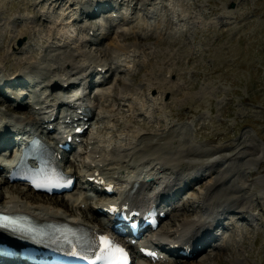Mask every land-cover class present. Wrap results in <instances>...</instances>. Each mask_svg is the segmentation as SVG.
Instances as JSON below:
<instances>
[{"label":"rangeland","instance_id":"1","mask_svg":"<svg viewBox=\"0 0 264 264\" xmlns=\"http://www.w3.org/2000/svg\"><path fill=\"white\" fill-rule=\"evenodd\" d=\"M72 1L74 0H0V80L1 77H14L16 74L21 79L25 75L21 77L20 73L29 71L26 66L32 63L35 65L30 74L38 75L37 81L44 77L41 81L47 83L50 78L58 77L47 78L44 72L50 73L60 65L61 69L65 68L67 73L70 72L66 76H73L72 73L76 70L88 67L80 64L81 62L88 63L96 58L104 60V57L116 53L111 44L116 39L130 48H134L133 41L136 46L141 41L147 51L137 64L130 63L136 71L121 72L123 78L119 82H115V85L105 84L100 100L95 105L96 111H105V115L101 122L94 120L91 130L98 136L100 147L111 151L109 156L113 153L114 157L120 159L119 163L112 165L116 167L111 166L108 172L116 176L123 174L122 179L125 178L123 182L126 183L136 175L159 176L160 180L157 178L159 181L156 183H162L163 186L169 177L171 180L177 178L179 182L187 180L188 190L177 197L170 210L173 214L165 218L161 225L163 232L175 229V223L179 222L174 212H184L182 216L190 214L193 218L197 214L196 218H199L198 213L206 211V203H199L197 197L206 199L207 187H211V197L216 194L215 199L220 192V200L244 194L246 201L255 203L251 208V216L245 218L240 212L248 203L230 209L231 212L225 214V223L219 224L217 230L222 231V234L215 239L222 246L209 254L202 251L186 260L190 262L194 259L193 261L198 262L205 258L209 264H264V0H183L186 7L178 0H154L158 7L152 4V12L155 15L157 8L159 11L156 17L149 13V24L155 25L158 20H162L163 27L166 11L169 14L173 10L176 15L171 13V18L176 20L178 16L181 21L174 26L178 29L177 35L170 30L164 33H145L140 30L145 36L138 41L134 30H124L127 32L126 36L123 31L122 34H117L118 29L113 27L110 35L106 32L109 35L106 37L103 28L94 26L89 19V25L97 29L99 41L94 43L83 38L86 32H90L85 28L88 25L85 26L84 21H72L73 18L78 20L81 14H76L79 11L67 10L80 4L82 12L87 13L88 10L83 11V8L94 0H75V5L70 7ZM143 2L148 6L151 4L150 0ZM146 5L136 0L137 15L148 13ZM99 16L102 22L112 21L102 13ZM136 18L137 16H133L131 20ZM139 19L143 22V17H138ZM113 21L114 26H122L123 21ZM171 22L173 21L168 19L167 24ZM128 23L130 26L134 25L132 21ZM69 29V46L64 47L66 44H63L59 48V44L63 43L61 33ZM113 31L115 32L112 33ZM88 37L96 40L91 35H87ZM157 37L177 38L178 43H159ZM20 39L22 44H19ZM73 49L81 54L76 56L75 53L73 60L71 55H66L75 68L70 67L68 62L63 63V60H68L67 57L61 58L65 57L64 51ZM189 56L192 58L188 59ZM180 58L182 64L178 63ZM79 60L81 62L78 63ZM114 60L112 58L107 61V65ZM143 61L150 62V65L144 66ZM95 65L91 68H95ZM127 67L130 69V65ZM30 74L26 75L27 79H31ZM79 74L75 73L76 76ZM60 82L61 80L56 85L58 88ZM22 85L18 90L5 87L0 92V122L2 124L7 120L4 126L10 120L15 122L30 113L29 110L34 107V93L46 92L48 88L39 82L36 85L25 82ZM11 93L16 99L8 98ZM123 94L126 98H122ZM53 104L54 102L51 105ZM189 146H194L198 153H187ZM103 157L108 160L105 155ZM164 157L169 158V161ZM221 157L223 158L220 159ZM102 160L100 158L99 162ZM215 160L218 163L216 161L211 167L210 164ZM151 161L153 165L150 164ZM182 162L190 165L186 166ZM145 168L149 170L145 171ZM196 176L200 179L190 181ZM217 179L219 181L215 182ZM0 185L1 205L19 203L32 211L47 206L68 215L70 213L67 208L72 207V203L68 202L67 207L61 204L56 206L44 196L39 202L33 198L39 192L23 185L9 184L1 176ZM171 185L172 182L166 186V191L173 193L175 189ZM154 188L149 190L152 192ZM76 194L78 193L74 195ZM70 197L68 200L72 202ZM50 198L61 199L60 196ZM209 199L208 202H213V198ZM188 202H192V205ZM40 203L44 205L38 206ZM90 205L87 209H76L71 214L83 216V211L84 216H89L85 219H93L96 207L89 203ZM213 205L215 209L219 206L216 203Z\"/></svg>","mask_w":264,"mask_h":264},{"label":"bare ground","instance_id":"2","mask_svg":"<svg viewBox=\"0 0 264 264\" xmlns=\"http://www.w3.org/2000/svg\"><path fill=\"white\" fill-rule=\"evenodd\" d=\"M75 1V0H74ZM96 1V0H95ZM95 1H93L94 3H95ZM106 1L107 0H101V1H97L96 3L100 6V7H103L102 9H104L105 7H110L109 5H111L112 4V6H113V4H114V1L113 0H110L108 3H106ZM125 1V0H124ZM124 1H122L123 3V5L125 4V2ZM133 0H127V2H128V4H130L131 2H132ZM147 1L148 0H146V2L145 3H147ZM93 2H91V6H89L88 7V5H86L84 8L86 9V10H88V15H90V14H92L93 16H95V14H97V9H95L94 8V5H92V4H94ZM73 4H74V2L72 3V4H70V7H73ZM152 4H154L153 2H151V4H149V5H151L152 6ZM75 5V4H74ZM120 7H122V5H121V3H120ZM78 10H80V9H78ZM109 10H111V9H109ZM108 10V11H109ZM128 11V10H127ZM95 12V13H94ZM122 12V19H124V20H126V19H128L129 18V15H131L132 13H128V12H124V11H120V13ZM125 13V14H124ZM174 14V15H176V13L175 12H169V14ZM168 14V13H167ZM169 14H168V16H169ZM98 15H100V14H98ZM146 14H143V16H145ZM154 15V14H153ZM109 16H111V14H109ZM75 17V16H74ZM145 17H147V15L145 16ZM77 18V17H76ZM89 19H91V18H88V20ZM168 19H169V17H168ZM168 19H167V21H168ZM171 19V18H170ZM72 21H78V20H74V18L72 19ZM172 23H176V24H179V19H177V20H173L172 19ZM91 23H94V22H91ZM90 23V24H91ZM72 24H75V23H72ZM86 25H88V27L86 26ZM85 26L88 28V30L89 29H91V28H93V26L92 25H89V24H86ZM166 25H170V23L169 24H167L166 23ZM83 27V26H82ZM80 28V27H79ZM146 28V26L145 25H139V23H136L135 24V26H134V28H133V30L135 31V33H136V36H137V39L139 38V40L138 41H140V39H142L141 37H144L145 35H143L142 33H141V31L140 30H143V29H145ZM77 29H78V27H77ZM80 30H81V28H80ZM125 29H123L121 32L122 33H124V34H126L127 32L126 31H124ZM166 31H167V29H166ZM165 31V32H166ZM87 35H89V32L86 34V38H87ZM134 35V34H133ZM121 36V35H120ZM126 36H127V34H126ZM158 36V35H157ZM160 36V35H159ZM122 37V36H121ZM131 37H134V36H131ZM130 37V38H131ZM164 37V36H163ZM117 38V37H116ZM127 38H129V37H127ZM146 38V37H145ZM88 40L90 39L91 40V37H88L87 38ZM136 39V40H137ZM157 41L159 42V43H170V44H175V43H178V39L176 38V39H174V38H172V39H170V38H161V37H157ZM123 42V41H122ZM131 42V41H130ZM135 42V41H134ZM126 43V42H125ZM112 45H113V47H115V48H117L118 50H125V49H129L126 45H124V44H122L118 39H116L115 41H113L112 43H111ZM130 44V43H129ZM61 46H64V45H61ZM61 46H59V48H61ZM79 46V45H78ZM49 48V47H48ZM58 48V49H59ZM83 48V47H82ZM135 48V47H134ZM54 49V48H53ZM56 49V48H55ZM131 50V49H130ZM136 50V49H135ZM134 50V51H135ZM46 53H48V52H46ZM75 53L76 52H74V50L72 51V54H71V56L70 57H74L75 56ZM79 53V52H78ZM92 53V52H91ZM61 54H63V53H61ZM165 54V53H164ZM163 54V55H164ZM48 55H50V53L48 54ZM83 55V54H82ZM98 55V54H97ZM52 56V55H51ZM60 56V55H59ZM111 57V56H110ZM110 57L109 56H107V60L109 61L110 60ZM129 57H130V55H129ZM68 58V57H67ZM99 58V57H98ZM103 58V57H102ZM105 58V57H104ZM192 58V56H189L188 57V59H191ZM126 60H127V58H126ZM130 60V59H129ZM131 61V60H130ZM62 62V61H61ZM64 62H67V61H65V60H63V63ZM95 62H97L96 63V65H95V68H91V67H94L93 66V63H95ZM182 59L180 58V59H178V63H180V64H182ZM78 63H79V61H78ZM72 64H73V62L71 61V63H69V61H68V65L71 67L72 66ZM80 64H84V62H81ZM142 64L144 65V66H146V67H148L149 65H150V62H146L145 63V61H143L142 62ZM35 65V64H34ZM33 65V63L32 64H28L27 66H26V68H29L30 70L29 71H25L24 70V72L25 73H23V71H22V74L20 73V76L22 77V75L24 74L25 76H24V78L26 79V81H27V77H26V75L27 74H30V72L34 69V66ZM65 65H67V64H65ZM68 65H67V67H68ZM109 66V67H111L113 64L111 63V64H109V65H107V62L106 61H102V60H97V58L96 59H94L91 63H88V67H86V68H88L87 69V71H86V73L89 71V73L91 74V73H93L97 68H98V66ZM153 64H151V66H152ZM21 66V65H20ZM64 66V65H63ZM63 66H62V68H63ZM35 67H37V66H35ZM60 67H61V65H60ZM60 67H58V68H55L52 72H50V73H48V71H46V72H44L45 73V77L47 76V78H49V77H51V76H54V77H56V76H58V77H56V78H50L48 81H47V83H46V85H51V84H53V83H57L58 82V80L59 79H61V80H63V81H70V83H75V80L77 79V77H80V76H76V77H74V73H73V76H70V75H68V76H66V74H70V73H67V72H65V71H61V68ZM66 67V68H67ZM46 68V70H47V66L45 67ZM85 68V69H86ZM90 68V69H89ZM49 69H51V68H49ZM48 69V70H49ZM84 69V70H85ZM109 69V68H108ZM153 69H155V68H153ZM63 70V69H62ZM66 70V69H65ZM35 71V70H34ZM108 71V70H107ZM59 72H61L62 73V75H57ZM48 73V74H47ZM129 73H131L130 71H129ZM138 74V73H137ZM136 74V77L138 78V75ZM17 75V74H16ZM92 75V74H91ZM12 76V75H11ZM65 77H68V78H65ZM73 77H74V79H73ZM83 77V76H82ZM87 77V76H86ZM5 77H1V80H3ZM20 78V77H19ZM121 76L118 78V80H121ZM14 79H17V76H14L13 78H10V80L11 81H16V80H14ZM73 79V80H72ZM0 80V81H1ZM43 80V79H42ZM19 81H25V80H19ZM41 81V80H40ZM89 83V82H88ZM11 86V85H10ZM15 86H17V85H13V87H15ZM23 86V85H22ZM128 87H129V85H127ZM152 86V85H151ZM61 87H63V86H61ZM61 87L60 88H58L59 90L61 89ZM57 90V89H56ZM125 95V94H124ZM124 95H123V97H124ZM63 95H60V96H58V98L57 99H60V100H63ZM79 98H81L82 99V97L81 96H79ZM126 98V97H125ZM129 99V98H128ZM37 100H39V102H37ZM95 100H97V97H95V99H94V104H95ZM37 102V103H36ZM47 102V101H46ZM33 103H35V104H41V107L40 108H43V110H42V112H40L39 111V109L38 110H36V109H30L29 111H30V113L28 112V114H26V116H21L20 118H21V120H27L28 118H29V120H31L32 122L33 121H35V122H33V123H39V124H43V123H45L46 121L44 120V118L48 115V117H50L51 116V114H50V108L51 109H54L55 108V104L56 103H54L53 105H50V104H47V106H44L43 104H44V101H41V97L39 96L38 97V99H36V101H34ZM10 105V104H9ZM50 105V106H49ZM143 105V104H142ZM140 108V107H139ZM142 108H144V106L142 107ZM32 113H33V115H35V116H33L32 115ZM41 113H43V114H41ZM105 115V114H104ZM19 118V119H20ZM27 118V119H26ZM21 120H19V121H17L18 123H21L22 121ZM7 120H5V121H3L2 123H5ZM10 122H11V120H10ZM10 122H9V124L8 123H6L7 125H12V124H10ZM1 123V122H0ZM11 123H16V122H11ZM6 125V126H7ZM7 131H9L8 129H1L0 128V132H7ZM156 135H158V134H156ZM149 138V137H148ZM153 138V137H152ZM151 138V139H152ZM219 139V138H218ZM149 140V139H148ZM215 140H217V139H215ZM151 141V140H150ZM143 142V141H142ZM147 142V141H146ZM20 143V142H19ZM146 144V143H145ZM147 145H148V143H147ZM154 145V144H153ZM157 145V144H156ZM158 145H159V143H158ZM122 146V145H121ZM155 146V145H154ZM117 147V146H116ZM128 147V146H127ZM158 147V146H157ZM123 148H125V147H123ZM122 148V149H123ZM156 148V147H155ZM221 147H219V149H220ZM128 149V148H127ZM127 149H126V152H127ZM215 150V149H214ZM131 151H133V150H131ZM138 151V150H137ZM145 151V150H144ZM130 152V151H129ZM128 152V153H129ZM185 151L183 150V153H184ZM214 152V151H213ZM136 153V152H135ZM134 153V154H135ZM187 153H198L197 152V150L194 148V146H189L188 147V151H187ZM200 153V152H199ZM207 153V152H206ZM205 153V154H206ZM209 153H211V152H209ZM204 154V153H203ZM128 156V155H127ZM138 156V155H137ZM140 156V155H139ZM147 156H149V154L147 155ZM169 157V156H168ZM180 156H177V158H179ZM224 157V156H223ZM223 157H221L220 159H222ZM136 158V157H135ZM154 158V157H153ZM165 158V160L168 162L169 160V158L167 159V157H164ZM117 159L118 158H115V157H112L111 159H110V162L109 163H119L120 162V159H118V161H117ZM146 159V158H145ZM156 159V158H155ZM219 159V160H220ZM92 160H94V159H92ZM100 160V159H99ZM104 160V159H103ZM152 160H154V159H152ZM218 160V159H217ZM217 160H215V161H213V163L212 164H210V166L211 165H213ZM150 162V161H149ZM105 163V162H104ZM108 163V164H109ZM144 163H146V162H144ZM164 163V162H163ZM217 163H218V161H217ZM150 164H152V161H151V163ZM166 164V163H165ZM168 164V163H167ZM182 164H184V165H186V166H189L190 164H187V162H182ZM153 165V164H152ZM181 165V164H180ZM115 167V166H114ZM153 167V166H152ZM155 167V166H154ZM173 168H174V166H172ZM212 167V166H211ZM127 168V167H126ZM129 168V167H128ZM156 168V167H155ZM146 169H148V168H145V171H146ZM118 170H119V168H118ZM118 170H117V172H118ZM149 170V169H148ZM148 170H147V173H148ZM153 170V169H152ZM116 171V170H115ZM151 171V170H150ZM151 172H153V171H151ZM113 174V173H112ZM149 174V173H148ZM147 174V175H148ZM185 174H187V172L185 173ZM121 175V174H120ZM123 175V174H122ZM150 175V174H149ZM183 175V174H182ZM134 176V175H133ZM168 176V175H167ZM112 177L113 178H115V179H113V178H110L111 180H115L118 184H119V180L121 179L120 178V176H114V175H112ZM122 177H124V176H122ZM157 178L159 179L160 177L159 176H157ZM155 176H154V178H153V180H154V183H156V181H159V180H156L157 179ZM168 178V177H167ZM170 178V177H169ZM168 178V179H169ZM125 179V178H124ZM123 179V180H124ZM130 179V178H129ZM135 180L134 181H136V179L137 178H134ZM172 179V178H171ZM170 179V180H171ZM197 180H198V178H196ZM220 179V178H219ZM219 179H217V180H215V182H217V181H219ZM149 181H147V179L145 178V179H143V184H142V186L144 187V188H147V183H148ZM214 182V183H215ZM129 183H131V181L129 182ZM213 183V182H212ZM156 184H158L157 186H159V187H161L162 186V189L161 190H159V192H157L156 193V196L157 197H159V196H161L162 198L165 196H167V198L170 196L167 192H165L164 190H165V188H166V186H167V184L165 185V186H163L161 183L159 184V182H157ZM141 185V184H140ZM140 185L138 186V188L140 187ZM184 185H186V183L184 182V183H181V182H177V181H175L174 182V185H173V189H175L176 190V192H175V194L173 195V197L171 198H169V203H168V209H169V207H172L173 206V203H174V201L175 200H173V199H176L177 198V196L178 195H180V193H181V190L183 189V187H184ZM1 186V185H0ZM156 186V187H157ZM208 186V185H207ZM210 186V185H209ZM212 186H213V184H212ZM3 187V186H2ZM13 188V187H12ZM138 188H137V191H138ZM211 187H207L206 189V193L205 194H207L206 196V199H204L203 200V197L201 196H199V197H197L198 198V200L197 201H199V203H206V205L205 206H207V209H206V211L205 212H202V213H198V217L199 218H196L197 217V214H196V217L195 218H193V217H191V216H189L188 214H187V216L185 215V216H182L183 214H184V212H181V213H175L174 214V216H176L177 218H178V221L179 222H176L175 224H176V226H175V228H177L178 226H182L183 225V228L184 227H189V228H191V229H196L195 230V233L194 234H196L195 235V239L197 240V241H200V240H202L203 239V243L200 241V243H202V244H205L208 240L207 239H209V238H211V237H215L217 234L215 233V232H212L211 230H210V228L212 227V226H214L216 223H219V222H225V214H229V212H231L230 211V209H234L236 206H238L239 205V207L240 206H242V205H244L245 203H248L249 205L248 206H243V208L242 209H240V212H241V215L243 216V217H245V218H249V216H251V208L253 207V206H255V203H250L249 202V200H245V198H247L244 194H242V195H233V196H231V197H229V198H226V200H220V198L219 197H221V195H219L220 194V192H218L219 194H217L219 197V199L217 198V196H216V198L217 199H215L214 197H215V195L214 196H212L211 197V193H210V189ZM245 189V187L243 188V190ZM24 190V189H23ZM186 190V189H185ZM188 190V189H187ZM33 191V190H32ZM136 191V192H137ZM221 191V190H220ZM164 192V193H163ZM215 192V191H214ZM167 193V195H165ZM240 193V192H239ZM242 193V192H241ZM195 194V193H194ZM193 194V195H194ZM35 195H37V196H35ZM35 195H33V198L34 199H36V200H38L39 201V199H42L43 197L42 196H44V197H48V201H50V202H53L56 206H59V204H61V205H63V206H65V207H67L68 206V200H65L64 198H62V199H57V198H50V196H48V195H44V194H41V193H35ZM67 195H69V193H67V194H65V195H62V197H66ZM213 195V194H212ZM55 197H57L56 195H54ZM182 196V195H181ZM197 196V195H196ZM195 196V197H196ZM193 197V196H192ZM209 198H213V202H208V199ZM44 200V199H43ZM196 200V199H195ZM210 200V199H209ZM83 201H86L85 199H82V200H80V204L83 202ZM21 202V201H20ZM40 202V201H39ZM38 202V203H39ZM47 202V201H46ZM87 202V201H86ZM16 203V202H15ZM189 203H192V202H189ZM213 203H216V206H218L216 209L214 208V205H213ZM23 204V203H22ZM12 205H15V204H12ZM17 205H19V203L17 204ZM44 204L43 203H40L38 206H43ZM24 207H16V210H24V211H27V212H29L30 214H32V215H35V216H39V217H41V216H43V215H47L48 216V218H50V219H61V220H71V221H77V220H72V219H68V218H66L65 217V213H60L59 211V209H57V208H54L53 209V207H47V206H44V207H38V210L40 211V214L39 215H37L36 213H34V212H32L31 210H29V209H27V207H25V205H23ZM37 206V205H36ZM222 207H224L223 208V210H220V208H222ZM5 208H8V207H5ZM76 209H79V208H77L76 207V205L74 204V203H72V207H68L67 208V210L70 212L69 213V215L71 214V213H73V211L74 210H76ZM7 210H9V209H7ZM186 211V210H185ZM97 213V212H96ZM208 213H210L209 215H207ZM94 214H95V212H94ZM82 215L84 216V213H83V211H82ZM206 215V216H205ZM88 216V215H87ZM175 217V218H176ZM229 217V216H228ZM193 218V219H192ZM227 218V217H226ZM177 221V220H176ZM209 224V225H208ZM178 225V226H177ZM204 230H206V231H204ZM179 231V229H176L175 231H174V233H176V232H178ZM205 232V233H204ZM188 233V232H187ZM193 234V235H194ZM193 235H191V236H193ZM170 241H173L172 239L170 240ZM168 243H170V242H168ZM221 247V246H220ZM205 256H207V255H205ZM208 257H209V255H208ZM197 258V257H196ZM194 260V259H193ZM190 261V262H188V261H184L183 262V264H209V262L207 261L208 259H202L201 261H198V262H195V261Z\"/></svg>","mask_w":264,"mask_h":264},{"label":"snow or ice","instance_id":"3","mask_svg":"<svg viewBox=\"0 0 264 264\" xmlns=\"http://www.w3.org/2000/svg\"><path fill=\"white\" fill-rule=\"evenodd\" d=\"M37 177H39V179ZM29 179H31L32 183L38 188L51 189L52 187L59 188L65 186V183L60 182L58 173L52 172L49 174V172L43 168L39 169L34 176L29 177ZM113 211H116L115 207ZM4 219L7 218L5 217ZM4 227L13 228L16 227V225L9 223L4 225ZM78 239L79 238L71 229H67L60 236V240L66 245V248L62 249V251H66L69 255L85 261L91 260L92 264H130L128 251L106 235L100 236L96 234V238L92 239L87 250L78 248L76 243ZM86 251L89 252L90 255H86Z\"/></svg>","mask_w":264,"mask_h":264},{"label":"water","instance_id":"4","mask_svg":"<svg viewBox=\"0 0 264 264\" xmlns=\"http://www.w3.org/2000/svg\"><path fill=\"white\" fill-rule=\"evenodd\" d=\"M20 43H21V41H20Z\"/></svg>","mask_w":264,"mask_h":264}]
</instances>
